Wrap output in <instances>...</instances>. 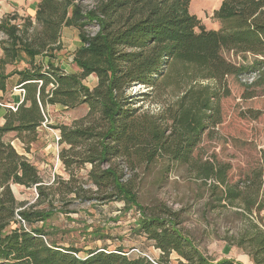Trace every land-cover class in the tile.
I'll return each instance as SVG.
<instances>
[{"label": "trees", "instance_id": "16d2710c", "mask_svg": "<svg viewBox=\"0 0 264 264\" xmlns=\"http://www.w3.org/2000/svg\"><path fill=\"white\" fill-rule=\"evenodd\" d=\"M83 1L41 0L34 18L41 29L29 35L30 19L21 33L18 25L0 22L9 40L1 62L12 63L17 54L26 59V66L14 71L22 101L14 110L6 106L0 124V264H169L172 252L179 257L177 264H239L209 258L184 233L179 212L160 199L145 201L136 180L141 170L153 166L162 169L163 183L173 167L185 169L208 184L218 205L239 208L249 226L227 242L254 264H264V166L232 181L228 166L193 155L202 135L222 123L221 101L230 94L227 76L245 89L258 84L240 76L264 65V0H223L214 14L217 30L206 29L189 13L190 0H92L89 7ZM89 24L97 27L90 35L85 33ZM64 26L78 28L80 45L71 62L80 71L60 68L52 60ZM223 49L254 56L236 66L219 56ZM91 75L96 84L90 88L83 81ZM7 76L0 73V90ZM136 85L146 90L131 93ZM144 98L159 110L133 107V100ZM54 105H84L87 111L78 123L58 126L64 170L88 164L87 181L95 188L68 186L72 199L117 200L124 211L136 210L135 233L144 235L159 257L137 250L130 254L121 247H97L80 256L75 246L49 237L44 225L54 209L52 185L43 184L36 166L6 136L12 133L29 150L47 120V107ZM11 184L35 188L37 204L17 202ZM89 192L93 196L85 195ZM43 202L47 209L39 208Z\"/></svg>", "mask_w": 264, "mask_h": 264}, {"label": "rangeland", "instance_id": "374dc122", "mask_svg": "<svg viewBox=\"0 0 264 264\" xmlns=\"http://www.w3.org/2000/svg\"><path fill=\"white\" fill-rule=\"evenodd\" d=\"M222 1L190 0L188 11L200 19L206 29L217 30L220 28V22L214 14L220 8ZM82 3L84 7H89L92 0H84ZM30 22L32 27H29L28 35L35 29H41L34 20L30 19ZM10 24L18 25L21 33L24 27L28 26L29 20L21 19ZM65 27L67 28L62 33L60 31L65 44L60 41L59 49L51 51V54L55 55L52 60L57 65H61L62 62L69 71H80L71 62L74 55L72 50L80 45L78 28ZM96 30L94 24H89L85 28V33L90 35ZM4 34L5 31L0 34V42L8 45V37ZM219 56L226 62L238 66L251 62L254 55L236 54L232 50L223 49ZM1 65L3 63H0V70ZM10 67L11 64L8 63L5 68L8 70ZM253 79H257L258 84L253 89H245L235 77L227 76L230 94L221 101L222 123L211 126L202 135L193 151L196 159L215 160L228 166V177L232 181L242 179L256 167L264 166V65L259 66L252 74L244 73L240 76V80L248 84ZM83 82L91 88L96 84V78L91 75ZM145 90L137 85L129 89L131 93ZM151 100V98L133 100L132 105L135 107L143 104L144 108L157 112L159 108ZM86 112L84 105L74 109L48 106L47 120L39 127L38 137L30 146L31 150H26L21 143L13 142L12 133L6 136L16 151L36 166L43 184L52 185L51 198L54 209L51 217L46 220L44 228L49 233V237L59 245H73L79 249L80 256L86 255L89 249L97 247H105L108 250L121 247L124 251L131 252L130 254H137L139 251L156 259L159 257V250L154 249L144 235L135 233L134 224L139 218L136 210L124 211L122 202L117 200L103 202L99 199H72L73 195L66 189L71 186L77 190L81 184L83 188L95 192L94 186L91 187L92 185L87 181L90 166L84 164L76 168L74 165L69 170H64L59 152L65 145H60L56 141L58 126L78 123ZM124 171L126 176L130 174L128 170L124 169ZM161 171L160 166H153L152 169L139 172L136 183L137 187L140 186L144 191L145 201L151 204L154 200L160 199L173 211L179 212L180 226L184 233L188 234L199 250L214 261L234 259L233 257L242 254L240 248L227 242V238L235 241L239 233L249 226L248 220L238 213L241 210L234 206L218 205L215 196L209 193L208 184L197 180L185 169L173 167L165 183L160 182ZM12 190L17 202H24L27 205L37 204L35 188L21 185V187L13 186ZM85 195L93 196L90 192ZM38 206L48 208L47 202ZM260 215L264 216V210ZM249 218L253 222H258L255 215H250ZM17 225L12 224V227ZM174 256L178 255L172 252L169 264H177L179 257L176 259Z\"/></svg>", "mask_w": 264, "mask_h": 264}, {"label": "crops", "instance_id": "0c3cea01", "mask_svg": "<svg viewBox=\"0 0 264 264\" xmlns=\"http://www.w3.org/2000/svg\"><path fill=\"white\" fill-rule=\"evenodd\" d=\"M40 1L41 0H0V22L1 20H7L10 23L14 24V22L20 21L21 19L34 20L35 14L37 11L36 8L38 4L40 3ZM65 28L67 27L65 26L62 27L61 33L63 32ZM68 32L69 31H67V33ZM1 33H4V31L0 30V34ZM4 36L7 37V34H4ZM60 41H62L65 44L64 39L61 38V34H60ZM4 46H7V45L4 42H0V63L1 64L3 63L1 62V60L2 58H4V55H3ZM78 46H75V48L72 50L73 53L76 47ZM6 64L8 63H3V65H1V70H0L1 74L3 73L8 74V76L4 80L5 88L4 90H0V102L3 104L2 107L0 106V124L4 122V113H5L6 106L7 105L15 106V105H18V103L22 101V91H21V87L19 86L20 84L18 83L19 75L14 73V71L20 70L21 68L25 67L26 59L24 55L17 54V58L12 63H9L11 64V67L8 70L5 68ZM59 67L60 68L62 67L68 70L66 66H63L62 62H61V65H59ZM12 141L13 142L15 141L16 143H19V144L21 143L15 137H13ZM13 186H19V185L12 184L11 187ZM174 258L177 259L178 256H174ZM233 258L239 264H254L251 258L249 257V255L245 252H242V254L237 255Z\"/></svg>", "mask_w": 264, "mask_h": 264}, {"label": "built area", "instance_id": "2783aa9c", "mask_svg": "<svg viewBox=\"0 0 264 264\" xmlns=\"http://www.w3.org/2000/svg\"><path fill=\"white\" fill-rule=\"evenodd\" d=\"M0 106L2 107L3 106V104L0 102ZM10 108H12L13 110L15 109V106H10ZM44 124V123H43ZM58 139H59V132L57 133V135H56V141H58ZM22 145H23V143H22Z\"/></svg>", "mask_w": 264, "mask_h": 264}]
</instances>
